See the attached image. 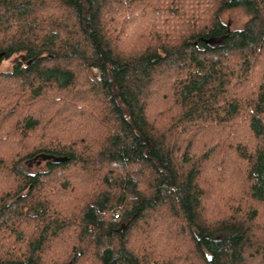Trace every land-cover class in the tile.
<instances>
[{
    "label": "trees",
    "instance_id": "obj_1",
    "mask_svg": "<svg viewBox=\"0 0 264 264\" xmlns=\"http://www.w3.org/2000/svg\"><path fill=\"white\" fill-rule=\"evenodd\" d=\"M16 54L0 264H264V0H0Z\"/></svg>",
    "mask_w": 264,
    "mask_h": 264
},
{
    "label": "rangeland",
    "instance_id": "obj_2",
    "mask_svg": "<svg viewBox=\"0 0 264 264\" xmlns=\"http://www.w3.org/2000/svg\"><path fill=\"white\" fill-rule=\"evenodd\" d=\"M223 19L227 23H229V25H230L231 28L238 29V28L243 27V25L245 24V22L248 19V14L246 13V11H245L244 8H235V9H231L229 11H226L224 13V15H223ZM18 59L23 60V55L16 54V55H13L11 58L2 61L1 64H0V70H2V71H8V70L12 69L13 64ZM79 97H81V98H87V96H86L85 93L80 94ZM60 98L61 97H59V100H61V102L63 103V100L62 99H64V98H61V99ZM79 121H82V120L79 118ZM32 163L34 164V166L32 167L34 170L43 168L44 165H45L44 162H41V163L37 164V162L33 161ZM260 211H262V210H260ZM154 218H156L155 214H154ZM147 226L148 227H146V225H144L143 223H141V230H144V233H146V231H147V234H148L151 225H147ZM134 234L135 235H134L133 238L134 239L137 238V239H136V242L134 240H132L133 241V244L136 245V246H140L139 244L145 238L143 236H145L147 234H144V235L143 234H137V233H134ZM67 241H70L69 240V237L67 238ZM142 244H144V242ZM248 263L249 262H247V264ZM249 264H254V263L251 261ZM259 264H263V263L262 262H259Z\"/></svg>",
    "mask_w": 264,
    "mask_h": 264
},
{
    "label": "water",
    "instance_id": "obj_3",
    "mask_svg": "<svg viewBox=\"0 0 264 264\" xmlns=\"http://www.w3.org/2000/svg\"><path fill=\"white\" fill-rule=\"evenodd\" d=\"M44 158H47V159H50V158H53L55 161L56 160H63V158H61V157H55V156H51V155H46V156H44Z\"/></svg>",
    "mask_w": 264,
    "mask_h": 264
}]
</instances>
